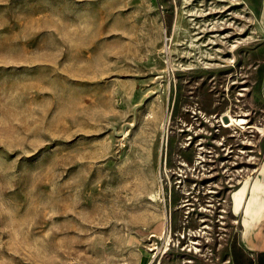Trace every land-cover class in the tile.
Wrapping results in <instances>:
<instances>
[{"label":"rangeland","instance_id":"obj_1","mask_svg":"<svg viewBox=\"0 0 264 264\" xmlns=\"http://www.w3.org/2000/svg\"><path fill=\"white\" fill-rule=\"evenodd\" d=\"M239 4L0 0V264H231L264 141Z\"/></svg>","mask_w":264,"mask_h":264},{"label":"crops","instance_id":"obj_2","mask_svg":"<svg viewBox=\"0 0 264 264\" xmlns=\"http://www.w3.org/2000/svg\"><path fill=\"white\" fill-rule=\"evenodd\" d=\"M239 5L248 22L246 35L256 39L252 54L260 56L251 71V79L256 87V98L253 95L252 99L258 100L256 102L264 120V0H240ZM262 154L263 160L253 172H257L254 179L264 181V141ZM254 179L249 182L252 183ZM250 205L246 211L241 206L234 212L230 202V216L234 217L231 224L236 229L229 246L227 244V263L264 264V195H255Z\"/></svg>","mask_w":264,"mask_h":264},{"label":"bare ground","instance_id":"obj_3","mask_svg":"<svg viewBox=\"0 0 264 264\" xmlns=\"http://www.w3.org/2000/svg\"><path fill=\"white\" fill-rule=\"evenodd\" d=\"M237 3H238V1H235V2H231L230 4H229V7L231 6V7H235V5H237ZM236 46H237V43H233L232 45H231V49L233 50V49H235L236 48ZM232 60H234V59H232ZM228 88V87H227ZM242 89V88H241ZM245 89V88H244ZM239 94L241 95V94H243V92H239ZM206 115V114H205ZM227 115H229V112L227 111ZM241 115H247L246 113H240V114H237L236 113V116H241ZM223 116V113L220 115V121L219 122H221V117ZM224 119L226 120V117H224ZM229 119H230V122H233L232 121V119H231V117H229ZM244 122H246V121H244ZM222 123V122H221ZM261 136H264V132H262L261 133ZM223 139V141L221 140H219L221 143V145H223V148H222V150H224L225 148H227V147H224V145H226V144H224V141H227L224 137L222 138ZM242 143L241 144H245L244 146L245 147H249L250 145H251V141H249V140H246V141H241ZM230 145H228V147H229ZM252 146V145H251ZM240 150V149H239ZM228 153V150H226L225 151V154H227ZM199 154V153H198ZM199 156V155H198ZM200 158V157H199ZM202 160V159H201ZM238 162V161H237ZM237 162L236 161H234V164H237ZM264 165V164H263ZM262 165V166H263ZM264 173V172H263ZM256 178V177H255ZM159 191V190H158ZM157 191V192H158ZM156 192V191H155ZM250 194V195H249ZM248 195V196H247ZM255 195H264V181H262V179H260V180H258V178L257 179H254V181L252 182V183H250L249 182V180L248 179H245V181L243 182V184L238 188V189H236L235 191H232V193H231V195H230V199H231V204H232V209H233V211L234 212H236V211H238L239 210V208L241 207V206H243V208H244V210L246 211L248 208H249V206H251L250 205V203H251V201H252V199L255 197ZM157 196V194L156 195H151V197L152 198H155ZM158 197V196H157ZM158 199V198H157ZM156 200V199H155ZM223 210V209H222ZM205 226V225H204ZM202 229H203V226L200 228V230H199V234H200V231H202ZM189 240H191V239H189ZM193 240H195V242H193V244H197L198 243V240H196V239H193ZM192 240V241H193ZM194 248H196V246H194ZM195 250V249H194ZM227 260V259H226ZM154 261V260H153ZM188 261V260H187Z\"/></svg>","mask_w":264,"mask_h":264}]
</instances>
